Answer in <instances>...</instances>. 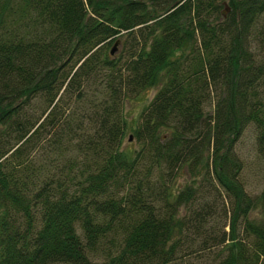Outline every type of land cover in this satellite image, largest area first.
Wrapping results in <instances>:
<instances>
[{"label":"trees","instance_id":"trees-1","mask_svg":"<svg viewBox=\"0 0 264 264\" xmlns=\"http://www.w3.org/2000/svg\"><path fill=\"white\" fill-rule=\"evenodd\" d=\"M221 6L0 0V264H264V0Z\"/></svg>","mask_w":264,"mask_h":264},{"label":"rangeland","instance_id":"rangeland-1","mask_svg":"<svg viewBox=\"0 0 264 264\" xmlns=\"http://www.w3.org/2000/svg\"><path fill=\"white\" fill-rule=\"evenodd\" d=\"M225 3L227 5L228 0H221V11L226 10L225 7L227 6L225 5ZM228 11H226V14ZM124 38L125 37H121L120 42L114 40L111 41L112 43L109 45L108 49L110 50L114 48V58H117L122 54L121 45ZM116 42L117 44L115 45ZM158 88L159 86H154L138 96L128 97L124 100L122 104V115L125 122L127 123V130L123 138V146L132 147L135 150L139 149L138 144L133 137V131L140 122L141 113L143 112L144 108L150 103ZM76 107L78 108L79 105H76ZM82 108L83 107H80V109ZM212 108V103L211 105L208 104L206 111L211 113ZM255 136V128L253 127V125H248L243 130L240 138L235 145V151L240 160L243 162V169L240 173V181L243 184L245 190L252 196L258 194L264 188V159L261 158L256 152ZM187 179H189L188 176L182 174L178 178V184H184ZM257 216V212H252L250 214L251 218ZM225 222L226 219L222 218L221 224L223 225ZM225 229L228 230V227H226Z\"/></svg>","mask_w":264,"mask_h":264},{"label":"water","instance_id":"water-1","mask_svg":"<svg viewBox=\"0 0 264 264\" xmlns=\"http://www.w3.org/2000/svg\"><path fill=\"white\" fill-rule=\"evenodd\" d=\"M225 5H226V3H225ZM226 6H227V5H226ZM225 9H226V10H223V11H222V16H223V17L226 16V11H228V6L225 7ZM116 44H117V43H115V45H116ZM115 45H114V46H115ZM110 53H111V54L114 53V48L111 49Z\"/></svg>","mask_w":264,"mask_h":264},{"label":"bare ground","instance_id":"bare-ground-1","mask_svg":"<svg viewBox=\"0 0 264 264\" xmlns=\"http://www.w3.org/2000/svg\"><path fill=\"white\" fill-rule=\"evenodd\" d=\"M228 16V15H227ZM225 18V17H224Z\"/></svg>","mask_w":264,"mask_h":264}]
</instances>
